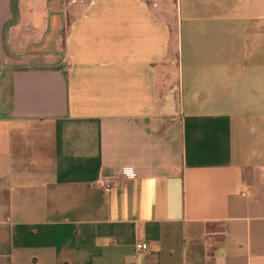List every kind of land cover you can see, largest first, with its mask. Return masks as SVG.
Returning a JSON list of instances; mask_svg holds the SVG:
<instances>
[{
  "label": "crops",
  "instance_id": "crops-1",
  "mask_svg": "<svg viewBox=\"0 0 264 264\" xmlns=\"http://www.w3.org/2000/svg\"><path fill=\"white\" fill-rule=\"evenodd\" d=\"M0 264H264V0H0Z\"/></svg>",
  "mask_w": 264,
  "mask_h": 264
},
{
  "label": "built area",
  "instance_id": "built-area-1",
  "mask_svg": "<svg viewBox=\"0 0 264 264\" xmlns=\"http://www.w3.org/2000/svg\"><path fill=\"white\" fill-rule=\"evenodd\" d=\"M100 185L107 191H110L113 188V185L104 179L100 180ZM136 249L139 252H148L151 250V246L148 243H139L136 246Z\"/></svg>",
  "mask_w": 264,
  "mask_h": 264
}]
</instances>
